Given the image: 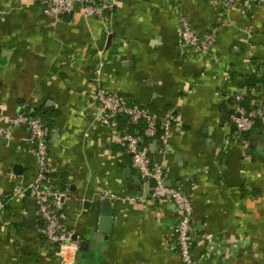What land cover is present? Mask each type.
<instances>
[{
  "label": "crops",
  "instance_id": "crops-1",
  "mask_svg": "<svg viewBox=\"0 0 264 264\" xmlns=\"http://www.w3.org/2000/svg\"><path fill=\"white\" fill-rule=\"evenodd\" d=\"M117 0L103 19L78 6L59 20L39 0H0V129L24 106L48 129L55 186L68 192L66 225L81 239L68 264H184L175 206L151 196L119 136H136L159 164L167 186L192 203V264H264V131L239 134L230 122L236 97L264 100V3L244 0ZM186 20L203 35L216 29L205 53L179 47ZM98 89L175 122L163 143L146 140L143 124L96 120ZM24 128L0 135V264H63L28 225L34 202L10 199L33 182L34 146ZM107 192L113 200L102 201ZM112 208L111 233L100 231ZM82 244V246H81Z\"/></svg>",
  "mask_w": 264,
  "mask_h": 264
},
{
  "label": "built area",
  "instance_id": "built-area-1",
  "mask_svg": "<svg viewBox=\"0 0 264 264\" xmlns=\"http://www.w3.org/2000/svg\"><path fill=\"white\" fill-rule=\"evenodd\" d=\"M264 3V0H257ZM117 0H39L43 14L52 20L70 14L76 6L81 10L84 18L95 17L103 19L105 14L112 12ZM244 0H224L225 10L242 4ZM216 29L203 35L195 33L186 20H181L179 26V47L196 53H205L216 40ZM94 102L99 110L96 120L105 126H115L116 117H124L131 126L143 124L142 136L146 140L162 137L165 143L174 128V121L170 117L158 118L146 108L137 104H127L119 93L107 92L98 89L93 95ZM231 124L236 132L245 134L259 127L264 131V100L261 104L249 108L244 104L241 95L236 97ZM13 128H24L28 132L27 142L34 146L38 162V170L33 182L27 186H15L10 199H21L26 194L34 202L35 217L38 222L37 233L61 257L63 264L66 261V251L76 248L81 239L74 236L66 225V205L69 200L68 192L55 186L52 170L50 169L48 129L41 118L29 115L24 106L8 120L6 128L0 129V135L7 136ZM120 142L131 154L133 166L142 181H152L151 196L156 199H168L175 206L177 223L175 230L180 255L184 264H192L191 250L193 246L194 224L192 203L188 196L178 189L167 186L164 172L159 164L154 163L138 137L124 132L119 136ZM3 174L0 166V179ZM100 199L113 200L114 196L104 192ZM6 196L0 186V213L5 210Z\"/></svg>",
  "mask_w": 264,
  "mask_h": 264
},
{
  "label": "water",
  "instance_id": "water-1",
  "mask_svg": "<svg viewBox=\"0 0 264 264\" xmlns=\"http://www.w3.org/2000/svg\"><path fill=\"white\" fill-rule=\"evenodd\" d=\"M27 219H28V225L30 227L34 225V222L36 220L34 205L29 208L28 213H27ZM111 224H112V208L107 205L103 206L102 207V218L100 220V231L106 236L109 235L111 233Z\"/></svg>",
  "mask_w": 264,
  "mask_h": 264
},
{
  "label": "trees",
  "instance_id": "trees-1",
  "mask_svg": "<svg viewBox=\"0 0 264 264\" xmlns=\"http://www.w3.org/2000/svg\"><path fill=\"white\" fill-rule=\"evenodd\" d=\"M142 133V132H141Z\"/></svg>",
  "mask_w": 264,
  "mask_h": 264
}]
</instances>
